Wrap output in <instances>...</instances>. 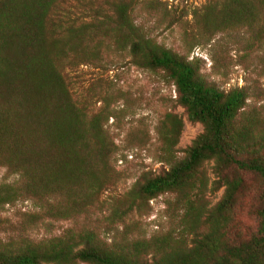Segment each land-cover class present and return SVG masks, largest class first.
Masks as SVG:
<instances>
[{
  "label": "trees",
  "instance_id": "16d2710c",
  "mask_svg": "<svg viewBox=\"0 0 264 264\" xmlns=\"http://www.w3.org/2000/svg\"><path fill=\"white\" fill-rule=\"evenodd\" d=\"M161 8L159 0H0V168L14 178L0 184V211L32 203L29 227L73 224L39 241H0V264H264V120L247 111L246 89L221 88L200 59L158 43L149 24ZM193 16L199 40L244 31L264 48V0H206ZM124 58L162 75L202 133L181 151L184 121L167 114L157 128L160 169L143 172L111 216L125 224L166 197L174 227L149 239L126 227L108 243L78 223L116 182L111 98L91 113L69 74Z\"/></svg>",
  "mask_w": 264,
  "mask_h": 264
},
{
  "label": "rangeland",
  "instance_id": "374dc122",
  "mask_svg": "<svg viewBox=\"0 0 264 264\" xmlns=\"http://www.w3.org/2000/svg\"><path fill=\"white\" fill-rule=\"evenodd\" d=\"M159 1L167 4V10L161 8L162 18L158 16L157 21L149 24V30L157 28L155 36L158 43L187 55L190 60L200 59L201 73L221 88L246 89L250 96L247 111L264 120V48L244 31L199 40L200 31L193 13L206 0ZM198 41L202 42L200 46H196ZM119 61L109 69L81 66L69 74L74 97L87 103L91 113L100 112L105 107V99L111 98L112 117L108 130L118 148L116 182L92 209L88 221L78 223L80 226L91 224L100 238L108 243L118 238L126 227L132 238L145 239L165 234L174 227L177 217L171 216L167 210L166 197L150 202L149 207L140 213H133L125 224L112 225L111 216L143 172L160 169L161 145L157 128L167 114H178L184 121L178 147L181 151L202 133L201 125L187 120L184 110L175 102L172 85L162 75L139 69L127 58ZM13 180L0 168V184ZM221 195L222 191L213 198V202H217ZM35 211L32 203H17L1 210L0 241L20 235L39 241L73 228L69 222L51 220L29 227L27 216L35 214Z\"/></svg>",
  "mask_w": 264,
  "mask_h": 264
},
{
  "label": "built area",
  "instance_id": "2783aa9c",
  "mask_svg": "<svg viewBox=\"0 0 264 264\" xmlns=\"http://www.w3.org/2000/svg\"><path fill=\"white\" fill-rule=\"evenodd\" d=\"M170 3H172L173 2V0H168Z\"/></svg>",
  "mask_w": 264,
  "mask_h": 264
}]
</instances>
